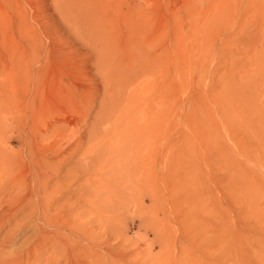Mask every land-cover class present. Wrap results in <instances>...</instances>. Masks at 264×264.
I'll use <instances>...</instances> for the list:
<instances>
[{
  "label": "rangeland",
  "instance_id": "374dc122",
  "mask_svg": "<svg viewBox=\"0 0 264 264\" xmlns=\"http://www.w3.org/2000/svg\"><path fill=\"white\" fill-rule=\"evenodd\" d=\"M67 1L0 0L28 59L0 104V152L21 163L18 184L0 181V264H264V0H81L75 15ZM105 39L143 97L103 180L85 156L108 147L87 138ZM62 152L71 174L49 170L61 184L33 199L30 158Z\"/></svg>",
  "mask_w": 264,
  "mask_h": 264
},
{
  "label": "bare ground",
  "instance_id": "6f19581e",
  "mask_svg": "<svg viewBox=\"0 0 264 264\" xmlns=\"http://www.w3.org/2000/svg\"><path fill=\"white\" fill-rule=\"evenodd\" d=\"M78 1L81 0H68L66 3V9L69 12L71 11L72 6L74 7V10L72 12L73 15H75L78 11L80 12L82 8V6H77ZM212 6L214 7V5ZM9 21L11 20L8 14H5L0 6V43L5 46L6 50V55L4 58H2L4 59V63L6 64L4 70L5 74L4 76H2V74L0 73V84L3 86V89H0V104H7L8 106H12L13 101L15 100L14 98H16L17 94L15 71L17 67H20V65H26L28 59L26 57L20 58V56L17 54L16 47L13 44L14 40ZM112 48L113 43L106 39L98 40L97 44L93 48V54L95 56L94 64L97 68L98 75L102 77L101 79L105 84V94L100 101L101 106L94 114V120H92L89 124V135L87 137L88 141L90 140L91 143L90 146L88 145L90 149L93 145L96 146V144L98 145L99 143L105 144L106 141H108L106 143L108 144V147L105 148L106 150L104 149L103 155L99 156L94 154H87L85 156L88 162H91L93 165H95L96 171L100 174L99 179L103 180L105 176L108 175V171L111 175L113 174L114 161L112 157L115 156V153L111 150L113 149V146L115 144L114 142H118L119 139H123L126 136V133L134 134L141 132V129L131 130L128 127V125L130 126V121H132L130 119L133 115H131L130 113H134V111L137 110L136 108H139V105L141 104L140 102L142 92L140 93L141 90L137 89L140 90L137 91L135 88V80L140 75V72L136 70L131 61L125 64L122 63L124 62L123 60L122 62L120 60H117ZM130 109H132V111H129ZM136 113L137 118L141 117L140 111H137ZM51 114L52 112L49 111L48 115ZM50 127L51 123L48 124V127L46 125L44 126V128L46 129H49ZM85 140V136H83V134L81 133L80 137H78L77 140L75 139L72 143V152L67 157H69L71 161H76L78 163L75 164V166L81 167L83 165V163L81 162L85 161L83 157L75 156V154L78 152V147L82 148L85 145ZM32 141L33 139H30L28 143H31ZM88 141H86V143ZM10 142H14L13 137L10 139ZM0 143H7V141L5 140V138L0 136ZM85 152H88L87 147ZM66 154H68V152H64V154L63 152L55 153L54 155L56 157V161L54 159L48 160V158H46L44 155L39 156L36 153L33 154V156L30 158V161H33L34 163L29 166V171H32L31 177L35 179V182L37 183V186L35 188L38 189H32L33 191H37V193L32 194V198L34 196L46 197L53 190V188H56V186L61 184V182H52L53 180L49 175V170H55V175L59 177L69 175L70 170L66 167L64 159ZM114 158H116V156ZM95 163H101L102 165L97 169ZM20 165L21 163H19V165L17 166L16 159L7 154V151L3 150V152H0V177L2 178L0 181L6 180V183L11 182L18 184L20 180L17 176L13 177V174ZM75 175H73V177ZM79 176H75L76 178L73 180L74 183L73 185H71V187L75 186V188L78 190L80 189L79 185L77 184L78 181H80ZM72 178L70 177V182L72 181ZM98 184L106 185L104 181L100 180L98 181ZM94 185L95 184L93 183V187ZM43 204L46 208H51L53 206V204L51 205L50 202Z\"/></svg>",
  "mask_w": 264,
  "mask_h": 264
}]
</instances>
